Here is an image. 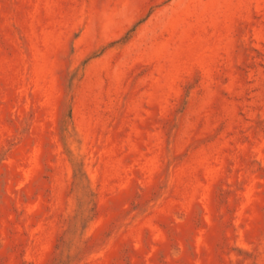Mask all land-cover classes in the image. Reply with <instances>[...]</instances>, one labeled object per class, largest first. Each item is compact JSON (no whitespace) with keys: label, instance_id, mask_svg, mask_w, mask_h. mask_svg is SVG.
Masks as SVG:
<instances>
[{"label":"rangeland","instance_id":"1","mask_svg":"<svg viewBox=\"0 0 264 264\" xmlns=\"http://www.w3.org/2000/svg\"><path fill=\"white\" fill-rule=\"evenodd\" d=\"M0 264H264V0H0Z\"/></svg>","mask_w":264,"mask_h":264}]
</instances>
